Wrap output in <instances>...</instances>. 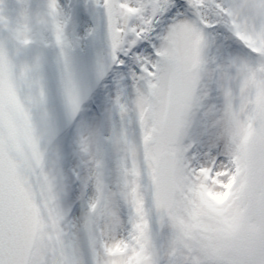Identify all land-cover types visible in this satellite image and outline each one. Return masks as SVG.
<instances>
[{
    "label": "snow or ice",
    "instance_id": "obj_1",
    "mask_svg": "<svg viewBox=\"0 0 264 264\" xmlns=\"http://www.w3.org/2000/svg\"><path fill=\"white\" fill-rule=\"evenodd\" d=\"M0 264H264V0H0Z\"/></svg>",
    "mask_w": 264,
    "mask_h": 264
}]
</instances>
